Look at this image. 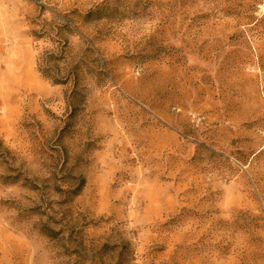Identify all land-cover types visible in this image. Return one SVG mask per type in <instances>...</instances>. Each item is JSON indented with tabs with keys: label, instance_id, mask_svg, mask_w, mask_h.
<instances>
[{
	"label": "rangeland",
	"instance_id": "1",
	"mask_svg": "<svg viewBox=\"0 0 264 264\" xmlns=\"http://www.w3.org/2000/svg\"><path fill=\"white\" fill-rule=\"evenodd\" d=\"M0 264H264V0H0Z\"/></svg>",
	"mask_w": 264,
	"mask_h": 264
}]
</instances>
